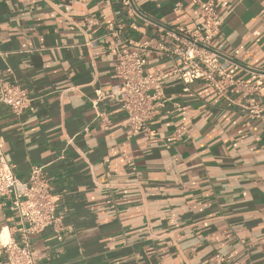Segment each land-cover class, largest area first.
Instances as JSON below:
<instances>
[{
    "label": "crops",
    "instance_id": "obj_1",
    "mask_svg": "<svg viewBox=\"0 0 264 264\" xmlns=\"http://www.w3.org/2000/svg\"><path fill=\"white\" fill-rule=\"evenodd\" d=\"M208 1L222 20L212 47L247 89L223 95L195 81L184 91L174 74L183 45L167 33L204 27ZM134 2L130 17L118 0H0V86L31 100L20 115L0 103V154L20 180L43 168L61 216L60 232L30 236L33 257L264 264V131L249 112L264 118V0ZM143 42L159 46L142 53L146 73L164 77L167 102L149 131L132 134L113 66ZM5 230L20 242L23 225L4 197Z\"/></svg>",
    "mask_w": 264,
    "mask_h": 264
},
{
    "label": "built area",
    "instance_id": "obj_2",
    "mask_svg": "<svg viewBox=\"0 0 264 264\" xmlns=\"http://www.w3.org/2000/svg\"><path fill=\"white\" fill-rule=\"evenodd\" d=\"M121 8L130 16H136L134 0H118ZM201 14L205 26H198L193 32L176 28L167 34L179 41L183 49H175L174 53L181 58V64L175 68L184 91L195 81L210 84L218 94H225L230 87L236 89L238 84L247 89L248 85L236 83L227 73V63L221 61L220 53L212 47V39L216 36L222 20L210 1L201 4ZM182 40V41H181ZM137 51L119 54L114 62L113 76L121 80L117 93L121 98V108L127 117V128L132 134L149 131L148 124L165 108L162 76H151L146 73L147 60L143 51H158L143 42ZM31 100L27 92L17 85L2 84L0 86V103L13 114L20 115L30 107ZM94 107L96 102L93 103ZM250 114L260 118L264 131L262 110L250 108ZM97 116L102 114L97 113ZM87 131V129H85ZM10 198L23 225L20 242L11 239L2 241L0 232V257L3 264H37L33 257L30 236L40 234L48 228L55 232L62 230L61 216L56 213V201L51 193L48 178L41 167H33L26 180H20L12 172L0 154V198ZM61 240V237L58 236Z\"/></svg>",
    "mask_w": 264,
    "mask_h": 264
},
{
    "label": "bare ground",
    "instance_id": "obj_3",
    "mask_svg": "<svg viewBox=\"0 0 264 264\" xmlns=\"http://www.w3.org/2000/svg\"><path fill=\"white\" fill-rule=\"evenodd\" d=\"M2 241H6L8 239V233L7 231L5 230L4 233L2 234Z\"/></svg>",
    "mask_w": 264,
    "mask_h": 264
}]
</instances>
